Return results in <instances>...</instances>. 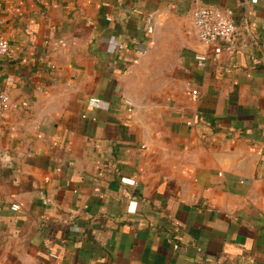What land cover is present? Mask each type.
Listing matches in <instances>:
<instances>
[{
    "label": "crops",
    "instance_id": "crops-1",
    "mask_svg": "<svg viewBox=\"0 0 264 264\" xmlns=\"http://www.w3.org/2000/svg\"><path fill=\"white\" fill-rule=\"evenodd\" d=\"M200 6L239 28L202 68ZM0 38V264H264V0H0Z\"/></svg>",
    "mask_w": 264,
    "mask_h": 264
},
{
    "label": "built area",
    "instance_id": "built-area-1",
    "mask_svg": "<svg viewBox=\"0 0 264 264\" xmlns=\"http://www.w3.org/2000/svg\"><path fill=\"white\" fill-rule=\"evenodd\" d=\"M121 2V1H119ZM110 19V18H108ZM193 25L197 37L201 43L213 48L212 56L209 54H198L195 62L198 67H205L210 61L218 60L223 54L233 55L237 49V41L239 28L234 20L232 11L223 10L215 6H200L193 11ZM146 32L152 34L154 32L153 16L146 18ZM62 42H60L61 44ZM10 56V44L7 40L0 38V57L6 58ZM198 91H192V97L196 98ZM11 98L8 90L4 89L0 92V114L3 115L10 109ZM90 103L99 104V100L91 99ZM130 110L134 107L131 100L126 101ZM4 159V157H1ZM134 202V200L132 201ZM13 211H19V205L12 206ZM203 254L202 250L198 251ZM50 259L59 261V255L55 253L48 254ZM206 264H223V260L213 261L208 257H204Z\"/></svg>",
    "mask_w": 264,
    "mask_h": 264
},
{
    "label": "rangeland",
    "instance_id": "rangeland-1",
    "mask_svg": "<svg viewBox=\"0 0 264 264\" xmlns=\"http://www.w3.org/2000/svg\"><path fill=\"white\" fill-rule=\"evenodd\" d=\"M147 83H150V81H148ZM145 93L142 97V102L141 103H144L145 106L147 107L149 105V102H151L150 104H158L160 98H163L165 97L166 95H168V93L172 90L170 88H153V87H147L145 89ZM145 100V101H144ZM149 100V102H147ZM143 105V104H142ZM0 257H2V252H0ZM9 260L8 258H6V261H5V264H8ZM14 262V260H13ZM15 264V263H13Z\"/></svg>",
    "mask_w": 264,
    "mask_h": 264
}]
</instances>
